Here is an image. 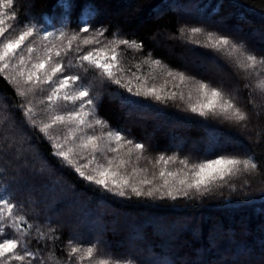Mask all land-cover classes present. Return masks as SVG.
Instances as JSON below:
<instances>
[{
  "label": "trees",
  "instance_id": "trees-1",
  "mask_svg": "<svg viewBox=\"0 0 264 264\" xmlns=\"http://www.w3.org/2000/svg\"><path fill=\"white\" fill-rule=\"evenodd\" d=\"M27 1L33 3L30 10L23 0H15L17 19H32L41 30L57 31L67 26V31H75L82 10L86 6L93 8L94 25H103L109 33L143 41V53L132 49L123 52L127 66L139 62L144 54L150 52L169 67L235 97L238 106L248 113L247 128L221 116L209 114L201 117L188 111L186 104L179 99L165 104L134 96L114 84L106 82L100 85L92 75L94 70H90L86 79L95 85L98 93L99 115L112 128L147 145L145 155L152 158L153 164L142 159L137 166L147 167L149 178L158 176L161 166H154V161L159 154H175L187 159L189 164L222 155H250L260 165L258 172L251 175L243 173L232 178L229 185L203 197L193 194L194 198L172 200L161 199L158 194L154 197L131 195L129 198L109 193L79 178L71 168L60 165L42 134L24 122L17 107L14 87L0 77V195L10 196L33 226L28 246L37 257L45 264H66L69 241L81 246L98 244V256L119 258L121 264H128V261L132 264H215L214 261L226 252L235 258L242 253L248 257L261 254L260 249L264 250V226L260 227L264 222V91L257 84L264 78V71H260V76L246 74L227 54L202 46L206 42L205 36L194 37L200 43H191L187 34H180V29L201 27L205 32L226 35L236 43H243L246 50L258 57L264 56V43L247 39V36L255 34L254 31L261 35L264 33V0H72L74 7L67 18L60 0ZM170 5H174L175 10ZM188 7H196L202 14L195 18L179 14V9ZM126 8H130L134 15L127 13ZM114 10L130 18L106 16ZM156 13L164 14L159 18ZM219 19L227 29L217 25ZM238 28L244 36L235 34ZM185 48L194 54L226 63L233 68L235 76L232 80H225L192 69L180 60L188 55ZM149 70L147 65L142 69L145 74ZM165 79L157 73V79L149 82L159 87L164 85ZM167 79L170 82L166 90H183L187 97L189 87L181 85L179 89L174 88L171 78ZM196 95L193 92V103ZM129 108L156 114L154 120L159 125L164 122L163 129L156 130L154 120L131 118V121L124 118ZM175 121L187 129L169 127ZM146 134L154 139L144 137ZM209 137L213 138L211 144L207 142ZM170 141L176 144L171 145ZM199 141L203 143L191 147V143ZM168 167L175 170L182 166L177 162ZM156 183H160L159 179ZM232 185L235 186L234 191ZM45 187L47 191L44 193ZM17 192L33 198L44 195V204H29ZM259 212L261 214L255 220V214ZM57 216L61 221L52 219ZM64 218L70 221L65 224ZM242 223L247 226H242ZM174 229L178 232L173 233ZM215 229L220 232L213 235ZM4 232L7 235L10 229L5 228ZM41 232L46 238L37 242L35 237ZM130 238L139 239L132 249L128 244ZM49 256L53 257L51 261L47 259ZM203 256L204 262L198 263ZM12 264L18 262L13 261Z\"/></svg>",
  "mask_w": 264,
  "mask_h": 264
},
{
  "label": "snow or ice",
  "instance_id": "snow-or-ice-1",
  "mask_svg": "<svg viewBox=\"0 0 264 264\" xmlns=\"http://www.w3.org/2000/svg\"><path fill=\"white\" fill-rule=\"evenodd\" d=\"M60 2L66 18L70 17L74 7L72 0ZM94 14L95 10L86 6L78 17L75 31H67V26L57 31L41 30L32 19L18 21L15 0H0V77L14 87L24 122L42 134L62 167L71 168L84 181L121 197L158 194L161 199L172 200L194 198L193 194L210 195L215 189L229 185L232 178L259 171V163L250 155H222L189 164L178 155L159 154L154 161V166H161L158 176L149 178V169L137 166L142 159L153 164L152 158L145 155L147 145L112 128L99 115L98 93L95 85L86 79L90 70H94L92 75L100 85L114 84L134 96L165 104L179 99L188 111L201 117L221 116L247 128L249 115L238 106L235 97L169 67L150 52L139 62L127 66L123 52L132 49L143 53V41L109 33L103 25H94ZM180 34H187L191 43H200L193 38L205 36L202 46L227 54L246 74L260 76V71H264V56L258 57L246 50L243 43H236L226 35L205 32L201 27L181 28ZM145 65L150 69L146 74L142 71ZM157 73L166 78L159 87L149 82L157 79ZM167 78L174 82V88L189 87L187 97L183 90H166L170 82ZM257 87L264 91V78ZM193 92L197 94L194 103ZM177 162L182 167L170 170L168 166ZM232 189L235 190L234 185ZM32 227L20 206L10 196L0 195V264L13 261L45 264L28 246ZM5 228L10 229L7 235ZM41 238H46L42 232L35 237L37 242ZM98 247L95 243L81 246L69 241L66 264H84L85 261L121 264L119 258L98 256ZM47 259L51 261L53 257Z\"/></svg>",
  "mask_w": 264,
  "mask_h": 264
},
{
  "label": "rangeland",
  "instance_id": "rangeland-1",
  "mask_svg": "<svg viewBox=\"0 0 264 264\" xmlns=\"http://www.w3.org/2000/svg\"><path fill=\"white\" fill-rule=\"evenodd\" d=\"M123 1V0H122ZM24 4L26 5L27 9L30 10L33 6V3L31 2H28L27 0H23ZM125 2V0H124ZM118 5V4H117ZM170 7H172V9L175 10V7L174 5H170ZM115 9V8H114ZM126 12L129 13V14H132V16L134 15L133 11L130 10V8H126ZM179 14H183V16H187L189 18H195V17H200V15L202 13H200L198 11V9H196V7H188V8H185V9H179L178 10ZM156 17H159L161 18L162 15L164 13H156ZM108 17L110 16H113V17H123L124 19H129L130 17H128L127 14H120L117 12V10H114V12L110 13L109 15H106ZM106 17V18H108ZM201 19V18H199ZM211 19V18H210ZM217 25L220 26L221 28L223 29H227L226 28V25H224L223 21L222 20H218L217 21ZM250 27H254V25H249ZM254 35H249L247 36V39L248 40H252V41H256V42H260V43H264V33L261 35L260 33L258 34V32L254 31ZM235 34L237 36H244L242 34V31H240V29H235ZM185 52L188 54L186 55L187 57L185 59L181 58L180 60L182 62H185V64H187L189 67H191L192 69H195V70H199L201 72H203L204 74H211V75H214V76H218V77H222L223 79H228V80H232V77L235 76L234 75V72H233V68H229L227 65H225L226 63H223V62H219L218 60L214 59V58H211V57H207V56H203V55H199V54H194L192 52L189 51V49L185 48ZM232 69V70H231ZM235 82V81H234ZM236 85V82L234 83ZM235 86H233V89L236 90L234 88ZM156 117V114H150L148 112H145V111H142V110H139V109H136V108H129L127 110V112L124 114V118L126 119H129L132 121L133 118H137V119H140L142 121H150V120H154ZM132 118V119H131ZM162 121V120H161ZM163 123L164 122H161V124L159 125L158 124V121L157 120H154L153 121V126L156 128V130H161L163 129ZM169 127L171 128H178V129H181V130H184V129H187V127L185 125H183L181 122H172V124L170 123L169 124ZM144 137L148 138V139H151L153 140V136H149L148 134L144 135ZM174 137V136H172ZM207 142L209 144H211L213 142V138L209 137L207 139ZM171 145L173 144H176L175 142L173 141H170L169 142ZM203 141H199L198 143H191V147H196L198 146L199 144H202ZM207 143V144H208ZM198 144V145H196ZM236 144L238 145H241L240 142H236ZM214 146H216V143H213ZM244 148V147H243ZM245 150V148H244ZM39 164V163H38ZM39 172H41V170H39ZM47 191L46 187L44 188V193ZM17 194H19V192H17ZM19 196H21V198L25 199V201L29 204H36V205H39V206H43L44 204V195L40 196H37L36 194V198H33V197H30V196H25V195H22V194H19ZM101 209H105L106 210V207L103 206V205H100L99 206ZM261 213H256L255 214V220L257 219V217L260 215ZM55 217V216H54ZM53 220H60L61 221V218H59L58 216L56 218H52ZM66 219V218H64ZM264 219V218H263ZM70 221L69 218L66 219V222L65 224H67L68 222ZM63 222V220H62ZM62 222H59V223H62ZM188 223H191V221H188ZM242 226L246 227L247 225L246 224H241ZM264 226V222L260 224V227ZM173 233H177L178 230L177 229H174L172 230ZM214 232V231H213ZM212 234L214 235L215 233L217 232H220L219 230L216 231L215 229V232ZM139 239H135V238H130L128 244H130V249H132V246L135 245L137 243ZM261 254H258V255H255V256H250L248 257V254H241L240 256H237L236 258L234 256H232L231 253H224V255H220V258L217 259L216 261H214L215 264H226V263H229V264H264V250H261L259 251ZM200 255H203L200 253ZM204 259H205V256L202 257V259L198 260L197 262H204Z\"/></svg>",
  "mask_w": 264,
  "mask_h": 264
}]
</instances>
